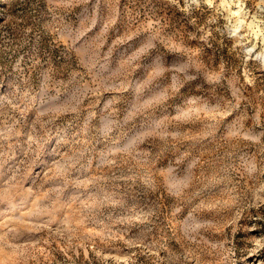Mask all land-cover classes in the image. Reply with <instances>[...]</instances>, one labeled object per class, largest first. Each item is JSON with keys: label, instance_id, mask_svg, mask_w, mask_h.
<instances>
[{"label": "rangeland", "instance_id": "374dc122", "mask_svg": "<svg viewBox=\"0 0 264 264\" xmlns=\"http://www.w3.org/2000/svg\"><path fill=\"white\" fill-rule=\"evenodd\" d=\"M0 264H264V0H0Z\"/></svg>", "mask_w": 264, "mask_h": 264}]
</instances>
